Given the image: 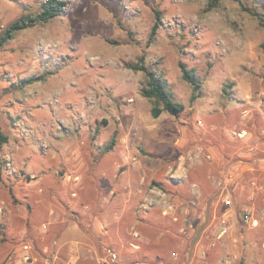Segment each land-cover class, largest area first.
<instances>
[{
  "label": "rangeland",
  "instance_id": "obj_1",
  "mask_svg": "<svg viewBox=\"0 0 264 264\" xmlns=\"http://www.w3.org/2000/svg\"><path fill=\"white\" fill-rule=\"evenodd\" d=\"M44 1L0 0V36L18 18L36 15ZM62 1L59 15L15 31L0 48V130L7 135L0 149V262L10 248L30 242L29 221L40 218L44 201L72 200L67 188L59 192L58 172L68 171L74 184L72 165L90 172L117 158L105 145L121 135L133 134L137 149L136 122L140 134L158 129L161 143H146L154 156L228 138L246 153L247 143L256 142L250 156L257 164L264 159V0ZM140 56L167 81L182 111L151 116L153 99L140 94L146 76L128 67ZM179 61L195 69L194 91ZM242 109L249 112L248 140L231 134L242 124ZM177 138L183 148L175 147ZM248 178L236 193L223 191L233 206L220 201L219 216H229L230 234L240 240L233 264H264V191L249 200ZM252 207L256 226L239 218Z\"/></svg>",
  "mask_w": 264,
  "mask_h": 264
},
{
  "label": "crops",
  "instance_id": "obj_2",
  "mask_svg": "<svg viewBox=\"0 0 264 264\" xmlns=\"http://www.w3.org/2000/svg\"><path fill=\"white\" fill-rule=\"evenodd\" d=\"M135 128L137 149L133 134L121 135L108 150L117 158L100 161L90 172L72 165L74 184L68 171L58 172L59 192L67 188L72 200L44 201L40 218L29 221L30 242L10 248L0 264H233L240 240L215 237L221 194L236 193L246 175L257 179L264 159L256 167L251 153L228 138L170 158L154 156L147 144L161 143L158 129L140 134L139 122ZM174 143L184 147L183 138ZM147 198L151 205L144 207ZM26 253L28 261L22 259Z\"/></svg>",
  "mask_w": 264,
  "mask_h": 264
},
{
  "label": "trees",
  "instance_id": "obj_3",
  "mask_svg": "<svg viewBox=\"0 0 264 264\" xmlns=\"http://www.w3.org/2000/svg\"><path fill=\"white\" fill-rule=\"evenodd\" d=\"M65 2L62 0H46L41 5V10L34 16L27 15L18 18L13 23H11L5 30L4 34L0 36V48L7 43L9 39L13 37L15 31L25 28L27 26L33 25L35 22H46L50 18H53L60 14ZM256 15V13H253ZM158 22H154L150 29L148 41H150L155 34ZM143 56L139 58V64H129L128 67L133 70H139L144 72L146 80L140 88V94L149 99H153V104L150 109V114L152 117H158L163 111H167L170 114H177L183 109V105L171 99L170 91L167 81L162 77L157 75L153 70H151L145 63ZM179 69L181 71V76L184 80L190 82L193 85V91L199 86L196 80V72L194 68H187L186 65L179 61ZM194 97V92L192 93ZM7 141V135L0 130V149L2 145ZM115 144L114 139L105 145V150L108 151Z\"/></svg>",
  "mask_w": 264,
  "mask_h": 264
},
{
  "label": "built area",
  "instance_id": "obj_4",
  "mask_svg": "<svg viewBox=\"0 0 264 264\" xmlns=\"http://www.w3.org/2000/svg\"><path fill=\"white\" fill-rule=\"evenodd\" d=\"M132 99H129V101H131ZM258 102L261 103L262 102V98L260 97L258 99ZM248 110L247 109H242L240 111V118L242 119V124L238 127V128H234L233 130H231V134L239 139H249V131L246 128V124L244 123V120L247 119L249 116L248 114ZM201 124V123H199ZM246 139V140H248ZM247 148L248 151L251 153V155H256L257 153V149H258V145L256 142H249L247 143ZM255 161V159L253 160ZM172 178L176 179L179 178V176L176 175H171ZM248 186L250 188V192L248 195V199L252 200L254 198V196L258 193V192H263L264 191V187L262 185H260L257 181V179L255 178H251L249 180ZM222 204L224 205L225 208H229L233 206V198L231 197V195H228L227 197H223V192H222ZM145 206L144 207H148L151 205V203L149 202L148 198L145 201ZM240 219L244 224H248L251 226H256L258 221L257 219L254 217L252 210L249 209H244L241 214H240ZM230 229H231V224H229V216L225 214H223V216L221 217V220L218 222L217 224V230H216V239L217 240H222L224 239L227 235L230 234ZM233 243H237V239L234 238L233 239ZM24 248L28 249V244H24ZM110 256L112 259L116 258V255L114 252L109 251ZM22 259L24 261H28L30 260V254L26 253L22 256Z\"/></svg>",
  "mask_w": 264,
  "mask_h": 264
}]
</instances>
